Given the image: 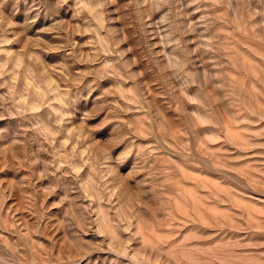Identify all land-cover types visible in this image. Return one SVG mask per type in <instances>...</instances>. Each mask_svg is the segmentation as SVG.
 <instances>
[{
  "label": "rangeland",
  "instance_id": "374dc122",
  "mask_svg": "<svg viewBox=\"0 0 264 264\" xmlns=\"http://www.w3.org/2000/svg\"><path fill=\"white\" fill-rule=\"evenodd\" d=\"M0 264H264V0H0Z\"/></svg>",
  "mask_w": 264,
  "mask_h": 264
}]
</instances>
